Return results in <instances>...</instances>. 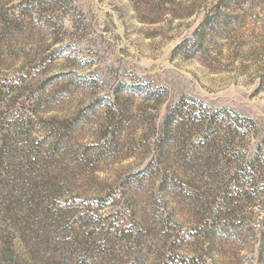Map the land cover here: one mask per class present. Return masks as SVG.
Returning a JSON list of instances; mask_svg holds the SVG:
<instances>
[{"label": "rangeland", "instance_id": "obj_1", "mask_svg": "<svg viewBox=\"0 0 264 264\" xmlns=\"http://www.w3.org/2000/svg\"><path fill=\"white\" fill-rule=\"evenodd\" d=\"M0 264H264V0H0Z\"/></svg>", "mask_w": 264, "mask_h": 264}]
</instances>
